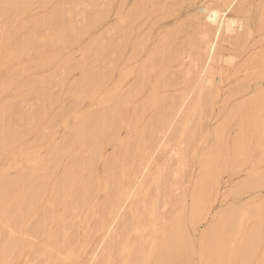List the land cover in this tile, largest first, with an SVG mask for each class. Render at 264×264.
Returning <instances> with one entry per match:
<instances>
[{"label":"bare ground","instance_id":"6f19581e","mask_svg":"<svg viewBox=\"0 0 264 264\" xmlns=\"http://www.w3.org/2000/svg\"><path fill=\"white\" fill-rule=\"evenodd\" d=\"M20 1H21L20 5H23L22 7H24V4L27 5L25 0H20ZM49 1L50 0H48V2ZM249 1L250 0H222L221 5H214V4L211 5L204 3L198 6L195 9V13L197 15L195 21L196 22L195 34L190 35V33H188L189 36H187L188 34H186L187 37L184 36L186 37V39L183 40L184 42L183 41L180 42L183 43L182 46L180 45L182 49L187 47L189 48L186 53L183 52L182 50L175 51V49L174 52L172 49L174 47L171 48V44H169V42H172L170 38L174 34L173 33L168 35L165 34L164 35L165 37L163 39H160L159 37V42L157 43L156 41V44L154 45V49L151 52H147L144 54L143 57L145 59L141 62L139 67H136L137 65L134 62L135 61L134 58L136 56L138 57V55L142 53L140 54H135V53H137L138 49L142 48V46L144 45V42L146 40V37H144V35L147 36V34H143L138 38H136L135 44L132 48L133 50H131L133 51L131 57L128 56L129 59H126L123 62V64L125 65L124 70L121 72L118 80L114 81L113 85L109 88L110 93H109V97L106 98L107 100L106 103L107 102L111 103L109 106L111 108H109L108 106L107 108L105 106V109H103V111H101L98 114L91 111H90L91 113L90 112H88L87 114L85 113L86 115L84 116L88 117L87 118L88 120L81 122V124L78 123L79 125L71 129L68 133L65 134L64 137L62 136V140L60 136L59 141H62L63 143L58 144L57 141L56 142V144H58L57 146L53 147V145L55 144H53L52 146H47L44 149L45 151L43 153L38 151L36 160L32 158L33 157L32 151L31 154L29 153L30 151L27 152V155H29L28 157L30 158L26 161V165H24L26 167L23 168V170H21L22 171L21 173L15 174L16 176L14 178L11 176V179L10 178L7 179V176L6 178H4L0 174V215H3L4 216L3 219L6 218V222H7V223L3 222L6 225L4 226L1 225V227L3 226L2 228L5 229L7 236L5 238V236L2 234L3 238H5L6 240L5 239H3V241L2 239L0 240L3 242L1 243V247H0V264H14L16 262L15 259L19 256L21 251V245H22L21 239H24L23 241L24 250L27 249L28 251L27 255L24 256L25 259L23 258V264H70V262H76L78 264H110L112 262V259L116 255H118L119 258L117 259V261H115L116 263L114 264H150V263L163 264L168 261L169 264H186L185 263L186 260L184 261V258L189 260L188 264H249L251 261H253L254 257L257 255L259 251H261V253H263L264 255V199L261 203H258L257 205L259 206L258 207L256 206L255 208H250L249 206L230 207L227 208L225 211L220 212V214L215 209L214 213L208 215V211L209 209H211L209 208L210 207L209 199L214 200L211 198V196L212 195L217 196L218 194L216 180L214 183L215 186L212 188L211 185L212 174L210 170L212 169V166L213 167L215 166V163H213L217 156L215 154L217 152H220L219 151L220 143L222 142V141L220 142V140L222 139L223 136L224 125L221 127L219 125L220 128L218 129L213 128L214 129L213 131H210V133H206L208 137L210 136L211 142L208 149L206 148L207 150L205 149L204 152L200 151V153L198 154V152L195 149V146H193L192 143L194 139L199 138V136L201 137L200 135L201 133L200 130L202 129L201 117L205 115L208 106H210L212 100L215 99L217 96L218 89L216 87V82L220 83V77L218 78V81L217 79L215 80L214 78L215 71L222 68L221 66L222 64L230 66L232 63V59L236 58V57L231 58V56L229 55H228L229 57L223 58V56L219 54L218 51L222 46V43H227L235 50L239 49L241 51V49H243L244 50L242 52L243 57L244 55L246 56V54L252 50V48L251 49L248 48L247 50L246 47L249 45V44L247 45V43L249 42L248 41L249 37L252 35L250 30V23L252 21L250 19L251 16H249V14H251L252 11L250 12L249 9L247 8L248 10H245L243 12L244 13L243 15H246L247 18L232 16L231 14L232 11H236L235 10L236 7L239 9L243 5L247 4ZM9 2H11L12 6L8 4ZM16 2L17 0H0V5L5 4L6 7L7 4V6L10 9H12L13 7L15 8ZM68 2L74 3V0H69ZM124 2L125 0H123L122 4ZM135 3L136 1H134L133 5H135ZM18 5H17L18 8L21 7L20 5L19 6ZM240 5L242 6L240 7ZM57 6L58 7H52L53 9H51L52 13L50 16L46 15L48 17L45 18L44 17L42 18L40 16L41 17L40 20L38 21V23H36L37 28L38 25H43V24L49 25L50 27V23H52V21H55L58 24V25L55 24L54 26L56 28L58 26L57 29H59L60 31L57 34H55L54 30L56 31V28L55 29L50 28V31L52 30L51 32H53L50 34L53 35H51L50 37L48 36L46 40H43L44 42L43 46L46 45L47 47L49 46L52 49H55L58 44L64 45L69 43L70 45V43H74L78 41V39L81 37V35L84 32V28L79 27L77 24L82 25L87 21L88 18L87 14L83 13V15L77 20L79 22L76 21V23L74 22L72 24L67 22L68 24H70V26L67 27L66 22L64 23L65 19L67 20V17L66 18L64 17L65 12L67 11H64V9L60 8V5ZM26 7L27 6H25L24 9ZM14 8L12 9L14 11L12 10L11 11L15 13ZM134 9L132 10V12L135 11ZM255 10L259 15L258 16L256 14L257 18H255V20L258 19L256 21V27H257L256 29L261 30L264 27V0L261 1V4L258 7H255ZM3 12H1L2 16H3ZM125 14H124V21L122 20L124 24H121L122 27L118 32H120L119 37H121L123 41H125L124 48L126 50L128 44L127 43L128 36L132 29V22H131L132 17L130 18L129 14L126 15ZM167 14L166 16H168ZM12 16H10V18ZM252 17L254 18V16ZM35 19L37 20V18ZM7 22L9 23L10 21L8 20ZM61 22L66 24L65 25L66 27H62L63 25L61 24ZM59 25L61 26L59 27ZM178 27L180 26L178 25ZM33 29L36 28H34L33 26L32 30ZM115 29H117V26L115 27ZM37 30H39V28ZM109 30L105 32L107 33V36H109L108 34H110L111 32V30L110 31ZM136 30L135 31L137 33L138 28H136ZM3 32H8V31H3ZM34 32L36 31L34 30ZM164 33L166 32L164 31ZM192 33H194V31ZM33 34L34 33L32 32L31 37L33 36ZM37 34L40 36V33ZM3 35L4 34H2V37H4ZM27 36H29L28 33ZM5 38H9V37H5ZM4 39L3 41L5 40L8 41L7 39L5 40ZM27 40L29 41L28 38ZM111 40L110 39L106 40V43L104 42L105 45H103L104 43H101L102 41L99 42L103 45L102 47L101 44H95L93 42L91 43L89 42L90 44L88 49L84 48L85 49L84 50L83 49L84 46L80 49H82L84 52L91 53V56L92 55L95 56V54L97 55L98 52L99 54L108 53V56H110L112 54H116L114 52L112 53L111 45L113 43L110 42ZM123 41H121L120 47H122ZM29 43L32 44V42ZM29 43L27 45H29ZM175 43L177 42L175 41ZM13 44H14V40H13ZM2 45H4L3 42ZM172 45L174 46L176 44H172ZM87 46L85 47L87 48ZM177 46L179 47L178 44ZM95 47L98 48H96L95 50ZM17 48L19 47L17 46ZM17 48H16L17 50L16 53L18 54V51H21L22 49L20 48L21 49L20 50ZM100 48L102 49L99 50ZM27 49L28 48H26V50ZM57 49H60V46ZM119 49H117L118 52L123 54V48H119ZM82 50H79L81 51L80 53H82ZM28 54L26 52V55ZM6 55L8 56L7 53ZM86 55L87 53L85 54V56ZM117 55L119 56V53H117ZM15 57L16 56L14 55V60ZM115 58L117 57L115 56ZM115 58L113 59L116 61L117 59ZM8 59L11 58H7L6 61ZM177 60L179 62L176 65V67L174 64L175 68L173 69V71H168L164 75L162 74L158 78L157 76L154 78L148 93L144 94L145 95L144 98L143 96H141L142 98L140 100L142 101H139L140 103L139 102L136 103L138 105L137 107H134L133 113L129 112L131 114L130 116L131 120L129 123H132V125L130 124V127L126 128L123 134L120 128V126L124 123V122L122 123V118L120 125L118 124L119 126H117V123H119L120 120L119 116L121 112L118 110L122 108L121 106L123 105L122 104L123 100L125 99V102L128 101L130 98H133V96H136V94L139 93L142 89L144 90L143 87L146 88L144 84L145 82L149 81L148 74L150 72L149 67L151 65L161 67V69L163 70V68H166L170 64L177 62ZM103 61H106L105 57ZM83 62L81 61V63ZM116 62L118 63L119 61L117 60ZM131 62L134 64L132 65ZM245 62H249V66L250 65L255 66L256 64H259V66L257 65L259 69L258 74L261 80L264 79V49L260 51L258 54H255V52L249 53L245 59ZM112 63L114 62L108 59L105 63L106 67L105 66L101 67V69L103 68L102 70L97 69V71L94 72L92 70L91 72L93 73L82 72L83 73L82 78L81 77L76 78V80L77 79L80 80L78 82L74 81L75 84L78 85L79 83L80 84L83 83V85H85L84 81L86 82L89 79L90 82L93 84L92 86L94 87L103 78H105L106 81L111 79L114 73L112 65H116ZM36 65H38V63H36ZM45 65H47L46 62ZM78 65H80V63ZM241 65H239V67ZM31 66H33L32 63L31 65H29L30 69ZM39 66L42 65L40 64L37 67ZM83 66H84L83 64L82 66H79L81 67L80 69H82V71L84 68ZM86 67L89 68L90 65L88 64L86 65ZM23 72L21 74H23ZM16 74L18 73L16 72ZM8 76H10V74L7 75V78ZM17 76H19V74ZM64 76L65 75H63V77ZM7 78L5 79L6 82H8L7 80H9V78L8 79ZM13 78H11V80ZM53 79H55V81ZM53 79L52 81H54L53 82L54 85L56 83V78ZM35 80H37V78ZM46 80L44 81V83H47ZM50 80L48 79V81ZM166 80H168L169 84L168 82H166ZM5 81L0 82L1 88L3 87L4 85L3 83H5ZM74 82L72 83V85L74 84ZM28 83L33 84L31 80ZM50 83L44 85L49 86ZM101 83L103 82L101 81ZM179 84L181 85L180 86L181 89L178 92L171 93V95L170 93L169 95L168 93H166L168 96L165 94H160V91L162 92L163 90L166 91V89L167 88L169 89L170 86L174 88ZM83 85H79L78 87ZM99 85L101 84L99 83ZM5 86L8 87V83ZM26 86H28V84H26ZM34 86L36 85L34 84ZM55 86L57 87V84H55L54 87ZM58 86H60L59 83ZM38 87L39 86H37V88ZM85 87L86 85L84 86V88ZM260 87L261 85L257 83L255 84L253 90H251L252 93L249 92L250 88L248 86H242L234 92L244 93V95L252 94L253 98L257 99L258 101H262V99L264 98L263 97L264 90L260 89ZM4 88L5 87H3V89ZM39 88L37 91H39ZM95 88L97 89L98 86L94 87L93 89ZM41 89L44 90V94L46 95L49 92V91L47 92L45 86L44 88L41 87ZM83 90L80 89L82 93ZM233 94L234 93H232V95ZM55 95L56 94H54V96ZM45 97L48 99L50 98V100L55 99V97L53 96L50 97L45 96ZM79 97L81 98V96ZM82 98H81V103L84 100ZM22 101L23 103H26L24 102V98ZM33 101L35 100H32V102ZM50 102L53 103L52 101ZM51 103L49 104L52 105ZM98 103L100 104V101ZM3 104L5 103L3 102ZM259 104H261V102ZM11 105L12 107H14L17 104L16 102L14 103L13 101ZM23 105L22 108L25 107V106L23 107ZM62 106L64 105L62 104ZM44 107L45 106H43V108ZM100 107L98 109H95L96 112L97 111L99 112V110L101 109ZM60 108L61 107H59V110L61 111ZM70 108L71 107L67 109ZM132 108H133V104H132ZM6 109L3 108V110L0 111L1 120L2 119L4 120L5 117L9 115ZM62 109L64 110L65 108L62 107ZM146 109H154L156 113L154 112V116L150 121L147 122L145 120L146 123L142 124L139 130V128L136 127V124L140 123V120L143 119V117L141 115V112L138 114L136 111L138 112L143 111L145 114ZM41 110L44 111V109ZM29 111L27 112L29 113ZM38 112L40 114L39 110ZM21 113L23 115V112ZM41 113L44 114L45 111ZM17 114L19 115L20 113ZM63 114H65V112L62 113V115ZM150 115L152 116V114ZM54 116L55 115H53V117ZM139 116H140V120H139ZM250 116L252 117L251 113ZM23 117L24 116H22V118ZM40 117L42 118L43 115L41 114ZM60 117L63 120L62 118L63 116ZM17 118L19 117L17 116ZM229 118H230V114L228 115L224 113L222 120L225 121ZM249 118H247L249 121L247 120L246 121L250 126L249 128L250 131L249 130L247 131L248 134L244 137L243 142H241L242 139L241 133H243L244 129L246 128L245 126L247 125L246 122L245 125L243 124V126H245L243 127V129L241 128L242 125L239 128L240 131L238 132L241 133H237V135L233 139V144L236 146V150L242 149L244 155L248 153L249 151L248 145L253 139L255 141L257 140V138L258 141L261 140V136H262L261 131L263 130V126H264L262 122L260 123H257V121L251 122ZM256 118H258V116ZM256 118L254 120H256ZM29 119L30 118L26 120ZM31 119L34 120L33 118ZM6 120L7 119H5V121ZM52 121L48 122V126L49 123L52 124ZM205 121L207 122V120ZM4 122L2 121L3 124ZM35 122L37 121L35 120ZM3 124L0 125L1 128H4ZM205 124L203 127H207L205 131L208 132L207 131L208 126H206ZM17 125L19 124L17 123ZM104 125L105 128L103 127ZM212 127L214 126L212 125ZM41 130L43 129L41 128ZM18 132L19 131H17L16 133L19 134ZM25 134L26 133H23V135ZM20 136L18 137L20 138ZM16 137L17 136H15V138ZM19 138L13 141L16 142ZM2 141L0 140L1 143ZM4 141H6V139H4ZM9 141H6L5 143L6 144L7 142L10 143L11 141L10 142ZM14 142L13 143L11 142V144L14 145L15 144ZM68 143H71L72 145L76 144L74 147H78L77 149L78 153L76 152V154L70 155V159L68 158L66 162H63V152L65 150H68L70 147L66 148L62 146ZM13 145H11V147ZM27 145L29 146V144ZM46 145L47 144H45V146ZM43 146L44 145H42V148ZM198 149L200 148H197V150ZM30 150L32 149L30 148ZM1 151L4 150L0 149V153H3ZM231 151L233 153L235 152L233 150ZM13 157L14 156H12L11 158L13 159ZM190 157L194 159V164L196 166L195 169L196 175L188 191L189 194L188 193L186 194L185 193L186 188L184 187V184L186 182L184 183L183 181L184 172H185L184 168L185 167L187 168V163ZM5 159L9 160L8 158ZM75 159L77 160V162H74ZM38 163L39 165H37ZM10 165L11 164H9L8 166ZM13 165L15 164L13 163ZM7 169H6V173H7ZM2 171L5 170H1V173ZM260 172H262V170ZM187 177H189V174ZM20 179L21 180L24 179V185L21 184L22 188L20 189L19 192L21 198L20 199L17 198L18 200H16L12 204L13 206L11 207L6 206L8 202L3 205L2 197L5 198L10 196L12 192L10 190L16 186V185L14 186V184L17 181H20ZM241 182H243L241 183V185L240 184L236 185L237 192H241L240 189L246 190L250 187L253 189H257L260 186L262 187L263 186L262 182L264 181L261 177L256 178L254 180H251L250 177H247ZM14 194L13 196L18 195V193L15 195ZM214 196L212 197L214 198ZM204 197H207L208 199V201L207 199H205L206 206L205 205L203 206ZM9 200L11 201L13 199H9ZM23 217H24L23 221H25L26 225H24V233L21 235L20 221L23 219ZM202 222H206V224L209 225H206L207 227L205 230L200 231V227L202 226L200 224ZM80 231H82L83 233ZM260 258H262V256H260ZM260 260L262 261V259Z\"/></svg>","mask_w":264,"mask_h":264},{"label":"rangeland","instance_id":"374dc122","mask_svg":"<svg viewBox=\"0 0 264 264\" xmlns=\"http://www.w3.org/2000/svg\"><path fill=\"white\" fill-rule=\"evenodd\" d=\"M25 1H26L27 5L24 4V7L25 6H27V7L24 9V7H22L23 5H20L21 1L17 0V2L15 4V8L13 7L15 9V13L12 12V11H14V10H12L13 8L10 9L7 6V4H6L7 8L5 7V4L0 5V16H1L0 17V32L2 34H4L3 35L4 37H2V34L0 33L1 34L0 35V42H1L0 43V63H1L0 64V82H4L5 79L7 78V75H9V74H10V76L12 75L11 77L8 76V78H9V80H7L8 82L5 81V83H3L4 84L3 87H5L6 89L5 88L3 89V87L2 88L0 87L1 88V90H0V93H1L0 94V111L3 110V108L4 109L8 108L6 110L9 113V115H8L9 117L8 116L5 117V119H7L6 121H5V119L4 120L0 119V125L3 124L2 121L6 122V123L4 122V124H3L4 128H1V126H0V128H1L0 129V140L2 141V139H3V141H4V139H6V141L10 140L13 143L14 142L13 140H16L17 138H19L18 136L21 135L20 138L18 139L19 141L17 140L16 142H14L15 143L14 145L11 144L10 141H9L10 143L7 142V144L5 143L6 141H4V142L2 141V143L0 142V149L4 150V151H1L3 153H0V169L1 170H5V171H2V173H1V170H0V174L4 178H6V176H7V179L8 178L11 179V176L14 178L16 176L15 174L21 173L22 172L21 170H23V168L26 167L24 165H26V161L30 158V157H28L29 155H27V152L30 151L29 153L31 154V151H32V155H33L32 158H34L36 160V156H37L38 151L43 153L45 151L44 149L47 146H52L53 144H55V145H53V147H55L59 143H63L62 141H59L60 138L62 140V136L64 137L66 133H68L75 126L79 125L78 123L81 124V122H84L85 120H88L87 119L88 117L84 116L88 112L91 111V112H95L96 114H98L101 111H103V109H105V106L106 107L110 106L111 103H108V102L106 103V101H107L106 98L109 97V93H110L109 92V88L113 85L114 81L118 80V78L120 77L121 72L124 70L125 65L123 64V62H124V60L129 59L128 56L131 57V55L133 53V51H131V50H133L132 48H133V46L135 44L136 38H138L139 36H141L143 34H147V36L144 35V37H146L144 45L142 46V48L138 49L137 53H135V54L142 53V54L138 55V57L136 56L134 58L135 61L133 60L136 63V65H137L136 67H139L141 62L145 59L143 57L144 54L147 53V52H151L154 49V45L156 44V41H157V43L159 42V37H160V39H163L165 37L164 36L165 34H167V35L168 34H172V33L174 34L171 37L172 39L170 38V40H172V42H169V44H171V48L174 47V48H172L173 51H174V49H175V51H177V50L181 51L182 50L183 52L186 53L189 48L187 47V48H183L182 49L181 46L183 45V43H180V42H182L183 40L186 39L187 36H189L188 33H190V35L195 34V27H196V22L195 21H196V18H197V15L195 13V9L198 6H200V5L204 4V3L211 4V5H213V4L214 5H221L222 4V0H216V1L215 0H125V2L123 4H122L123 0H105V1H103V0H82V1L78 0L79 2L77 0H74V3L73 2H68L69 0H50L49 2H48V0H25ZM87 1H89V2H87ZM134 1H136V3H135L136 6L133 5ZM251 1L252 0H250L247 4H245L243 6L240 5V7L241 6L242 7L239 8V9L236 7L235 10L237 12L236 11H232L231 14H232V16H238V17H244V18L246 17L247 18L246 15H243L244 14L243 12L245 10H248V9H249L250 12L252 11V13L249 14V16H251L250 19L252 21V22L250 21L251 22L250 23V30H251V34L252 35L249 37V40H248L249 42L247 43V45L249 44L248 45L249 47L248 46H246V47H247V50H248V48H250V49L252 48V50L249 53L255 52V54H258L260 51H262L264 49L263 48L264 47V27L261 30L256 29L257 28L256 27V21L258 19L255 20V18H257L256 17L257 12L255 10V7H258L261 4V1H263V0H253L252 2ZM142 2H143V4H142ZM70 3H72V4H70ZM8 4L10 6H12L11 2H9ZM18 4L21 7L18 8L17 7ZM57 5H60V8L64 9V11H67L69 13L68 14L67 12H65V15H64L65 18L67 17V20L65 19V21H64V23L66 22L67 27L70 26V24H68V23H71V24L74 23V22L76 23V21L83 15V13H86L88 18H87V21L85 23H83L82 25L77 24L79 27L84 28V32H83L84 35L82 34L81 37L78 39V41H76L74 43H70V45H69V43L64 44V45L63 44L62 45L58 44L55 49H52L49 46L48 47L46 45L43 46V44H44L43 40H46L48 38V36L50 37L51 35H53V34H50V33H53V32H51L52 30L50 31V28L51 29H55L56 27L54 25L57 24V23L55 21H52V23H50V27H49V25H46V24H43L44 26L43 25H38L39 30H37L38 28L36 26L37 25L36 23H38V21L40 20L41 17L45 18V17L50 16L51 13H52L51 9H53L52 7H58ZM99 5H100V7H99ZM40 7L43 8V9H41ZM2 8H3L4 12L2 11ZM67 8H69V9H67ZM142 8H143V10H142ZM133 9L135 11L132 12ZM9 10H10V12H9ZM1 12H3V16L1 14ZM21 13H23V14H21ZM125 13L129 14L130 18L132 17L131 18V20H132L131 21L132 22V29H131V32L129 33V36H128V41H127L128 44L126 43L127 44L126 50L124 48V42L125 41H123V39L121 37H119L120 36V32H118L120 30V28L122 27L121 24H124L123 21H124V14ZM12 14H13V16H12ZM166 14L168 16H166ZM46 15H48V16H46ZM10 16H12V17L10 18ZM252 16H254V18ZM101 17H102V19H101ZM35 18H37V20ZM8 20L10 21L9 23L7 22ZM25 22H26V24H25ZM77 22H79V21H77ZM98 22H100V23H98ZM64 23L61 22V24L63 25L62 27H66L65 26L66 24H64ZM31 24L36 29L32 30L33 26ZM178 25L180 27H178ZM31 26H32V28H31ZM42 26H43L44 30H43ZM60 26L61 25H59V27ZM109 26H110V28H109ZM116 26H117V29H115ZM138 26H140V27H138ZM111 27L114 28V29H112ZM57 28H58V26H57ZM57 28H56V31L58 30L57 32L54 30L55 34H57L60 31ZM136 28H138V32L137 33H136V31H137ZM109 29L110 30L112 29L111 30L112 33L110 32V34H108L109 36H107V33H105V32L107 30H109ZM34 30L36 32H34ZM3 31H8V32H3ZM30 31H31V33H30ZM164 31L166 33H164ZM193 31H194V33H192ZM32 32L34 34L31 37ZM162 32H163V35H162ZM27 33L29 34V36H27ZM37 33H40L41 37ZM261 33H263V34H261ZM41 34H43V35H41ZM160 34H161V36H160ZM186 34H188V35L186 36ZM43 36H44V38H43ZM184 36H186V37H184ZM5 37H9V38H5ZM104 37H105V39H104ZM4 38L7 39L8 41H6ZM27 38L29 39V41L27 40ZM92 38H94V39H92ZM119 38H120V41H119ZM3 39L5 41H3ZM108 39H110V40L112 39L110 41V42L113 43V44L111 43L112 44L111 45L112 53L114 52L116 54H112V55L108 56V53L107 54L106 53H102V54L100 53L99 54V52H98L97 55L95 54V56L94 55L91 56V53L84 52L82 49H80L83 46H84L83 49L84 48L88 49L89 44L91 42H93L95 44H101V43H104V42L106 43V40H108ZM13 40H14V44H13ZM223 40H224V38H223ZM15 41H17V42H15ZM121 41H123L122 47H120L121 46L120 45ZM175 41L177 43H175ZM2 42H3L4 45L5 44L6 45L5 46L2 45ZM8 42H10V43H8ZM29 42H32V44L29 43ZM99 42H101V43H99ZM256 42H257V45H256ZM28 43H29V45H27ZM105 43L103 45H105ZM12 44H13V46H12ZM172 44H176V45L173 46ZM177 44L179 45V47L177 46ZM103 45L101 44V47ZM17 46L19 48H17ZM39 46H41V47H39ZM59 46H60V49H57ZM85 46H87V48ZM117 46H118V48H117ZM175 46H177V47H175ZM4 47H6V48H4ZM37 47H39V48H37ZM16 48L17 49L21 48L24 51L25 56H24V53H23V51L21 49L20 50L22 52L18 51V54H17L16 53L17 52ZM26 48H28V49L26 50ZM96 48H98V47H95V50H96ZM119 48H123V54L118 52L117 49H119ZM260 48L261 49L263 48V49L261 50ZM2 49H4V50H2ZM101 49L102 48H100L99 50H101ZM79 50H82L83 54L80 53L81 51H79ZM93 50H94V48H93ZM156 50H157V48H156ZM119 51H120V49H119ZM243 51H244L243 49H241V51L239 49L235 50L233 47L229 46L227 43H222V46L220 47V49L218 51L219 54L221 56H223V58L224 57H229V56H231V58H234V57H236V58L232 59V63H231L230 66L222 64L221 65L222 68H220L219 70L215 71V74H214L215 80L217 79V81H218V78L220 77V83L216 82V87L218 89L217 90V96H216L215 99L212 100V103L210 104V106H208V109H207L206 113L207 114L209 113V114L207 115L205 113V115H203L204 117L203 116L201 117V125H202L201 127H202V129L204 128L203 130L202 129L200 130L201 137L199 136V138L194 139V141L192 142L193 146H195V149L198 152V154L200 153V151L204 152L206 148L208 149V147L210 145V142H211L210 136L208 137L206 135V133H210V131H213L214 130L213 128L218 129L221 126L224 125L223 126V128H224L223 136H222V139L220 140V142L222 141L220 143V150H219L220 152H217L215 154V155H217L216 159L213 162V163H215V166L214 167L212 166V169L210 170L211 174H212L211 185H212V188H213L215 186L214 183H215V180H216L218 194H217V196L212 195V196H214V198L211 196V198L214 199V200H210L209 199V201H210V207L209 208H211L213 211L211 209H209L208 215H211L212 213H214L215 209L220 214V212H223L227 208H230V207H248L249 206L250 208H255L256 206L258 207L259 205H257V204L261 203L263 201V199H264V182H262L263 186L262 187L260 186L257 189H253V188L250 187V188H248L246 190L245 189L244 190L240 189L241 192H237L236 191V185L237 184L241 185V183H243L241 181L246 179L247 177H250L251 180H254L256 178H260L261 177L263 179V181H264V171H263L264 170V126H263V130L261 131L262 136L260 134L261 140L258 141V138H257V140L255 141L253 139L248 145L249 151H248V153L246 155L243 154L244 152H243L242 149H237L236 150V146L233 144L234 137L237 135V133H241V132H238V131H240L239 128L241 127V125H242V127H241L242 129H243V127L246 126V128L244 129V132L241 133L242 134L241 142H243L244 137L248 134L247 131L249 130L250 126H249V124L247 122V121H249L247 118H249L250 113L252 115V117L250 116V118H249L251 122L257 121V123L262 122L264 124V98L262 99V101H258L257 99L253 98L252 94H249V95L245 94L244 95V93H236V92H234V91H236L238 88H240L242 86H248L250 88L249 92L252 93L251 90H253L255 84H257V83L261 85L260 89L264 90V79L261 80L260 77H259V74H258L259 73V69H258L259 64H256L255 66H251V65L249 66V62H245V59H246V57L248 56L249 53H247L246 56L244 55V57H243V54H242ZM26 52H27V54L29 52L30 53L28 55H26ZM6 53L8 54V56L6 55ZM73 53H74V55H73ZM84 53L85 54L87 53L88 56L87 55L85 56ZM117 53H119V56L117 55ZM45 54H46V56H45ZM70 54H72V55H70ZM104 54L107 55V56H105ZM2 55H3V57H2ZM14 55L16 56L15 60H14ZM111 56H113V57H111ZM115 56L117 58H115ZM96 57H99V58H96ZM104 57H105L106 61L108 59H110V60H112V62H114L112 64H116V65H112L114 73H113V77L111 79L107 80L108 82L105 80V78L101 79V81L103 83H101V81H100L99 83L101 85H99V83H97V85L94 86V87L98 86L97 89L96 88L93 89L94 88L92 86L93 84L90 82L89 79L86 82L84 81V83H85L87 88L86 87L84 88L85 85H83V83H81V84L79 83L78 85L75 84L74 81L78 82L80 80V79L76 80V78H80V77L82 78V74L83 73H89V72L93 73L94 71H97V69L98 70H102L103 68L101 69V67H104L105 63H106V61H103ZM107 57H109V58H107ZM118 57H119V59H118ZM7 58H11V59H8L6 61ZM113 58L117 59L119 62L117 63L116 62L117 60L115 61ZM47 59H49V60H47ZM81 61L82 62L84 61V62L81 63ZM4 62H5V64H4ZM39 62H40V64L42 66L37 67L38 65H40ZM45 62H46L47 65H45ZM85 62H87V63H85ZM178 62L179 61L177 60V62H174V63L170 64L166 68H163V70L161 69V67H158V66H155V65H151L149 67L150 68L149 69L150 72L148 74L149 81L145 82L144 85L146 86V88L143 87L144 88V90L142 89L143 92L141 90L139 92L140 94L137 93L136 96H133V98H130L126 102H125V99L123 100V103H122L123 105L121 106L122 108L120 110H118V111H121L120 112V116L121 117L119 116L120 120L118 119L119 123H117V126H119L120 122H121V118H122V123L123 122L124 123L120 126V128H121V132L123 134H124V130L126 128L130 127V124L132 125V123H129L130 120H131V118H130L131 114L130 113L131 112L133 113L134 107H137L138 104H136V103L139 102V101H142V100H140L142 98L141 96H143V98H144L145 97L144 94L148 93V91L150 90L151 83L154 80V78L156 76L158 78L160 75H162V74L164 75L168 71H173V69L176 67ZM31 63H32L33 66H31V69H30L29 65H31ZM36 63H38V65H36ZM77 63L78 64L80 63V65H78ZM90 63H92L93 65L90 64ZM241 63H242L243 66L241 65ZM82 64L84 65L83 66L84 67L83 71H82V69H80L81 67H79V66H82ZM88 64L90 65L89 68H87L88 66L86 67V65H88ZM131 64L133 65L134 63L131 62ZM174 64H175V67H174ZM73 65H74V67H73ZM239 65H241V66L239 67ZM21 66H22V68H21ZM34 66H36V67H34ZM99 67H100V69H99ZM156 67H157V69H156ZM25 68H27V69H25ZM94 69H96V70H94ZM169 69H171V70H169ZM22 70L25 71V72H23ZM92 70H93V72H91ZM16 72L19 74V76H17L18 74H16ZM22 72H23V74H21ZM234 72H235V74H234ZM51 73H53V74H51ZM54 73H55V76H54ZM63 75H65V76L63 77ZM13 76H14L15 79L13 78ZM50 77H52V78H50ZM11 78H13V79L11 80ZM36 78H37V80H35ZM53 78H56V83L55 84H57V87L56 86L54 87L55 84L53 85V82L55 81V79H53ZM44 79L45 80L47 79L46 80L47 83H44V81H45ZM48 79L49 80L51 79V80L48 81ZM52 79L54 81H52ZM28 80L29 81L31 80V82L33 84L28 83L29 82ZM57 80H58V82H57ZM250 81H251V83H250ZM41 82H43V83H41ZM61 82H62L63 85L61 84ZM73 82H74V84L72 85ZM166 82H168V80H166ZM7 83H8V87L5 86ZM48 83H50L49 86L48 85H44V84H48ZM58 83H59L60 86H58ZM26 84H28V86H26ZM34 84L36 86H34ZM168 84H169V82H168ZM22 85H23V87H22ZM79 85H83V86L78 87ZM37 86L40 87V88L38 87L39 91H37L38 90ZM44 86H45L47 92L49 91L48 92L49 94L47 93V95L44 94V90L41 89V87L44 88ZM180 86H181L180 84L175 86L174 88H172L170 86L171 88L170 87H169V89L167 88L166 91L165 90H163V92L160 91V94L167 95L166 93H168V95H169V93H170V95H171V93L178 92L181 89ZM31 87H33V88H31ZM61 87H63V88H61ZM76 88H78V89H76ZM79 88L81 90H83V88H84L83 93L86 94V95H84L80 91ZM14 89H15L16 93H15ZM57 89H58V91H57ZM74 89H75V91H74ZM85 89H87V90H85ZM91 89H93L94 91L91 90ZM19 90H21V91H19ZM13 91H14V93H13ZM32 91H33V94H32ZM78 91L80 93H82V94H80ZM90 91H93V92H90ZM57 92H58V94H57ZM232 93H234V94L236 93V94L232 95ZM54 94H56V95L54 96ZM44 95L48 96V97L53 96V97H55V99H57L58 97L59 98L57 100H55V99L50 100V98L48 99ZM57 95H58V97H57ZM79 96H81V98L83 97L82 99H84L82 103H81V98ZM28 97H30L31 100ZM40 97H41V99H40ZM84 97H86V98H84ZM227 97H228V99H227ZM23 98H24V102H26V103H23V101H22ZM37 98H39L40 100L37 99ZM28 99H29V102H28ZM36 99H37V101H36ZM99 99H101V100H99ZM32 100H35V101H33L34 103L32 102ZM54 100H55V102H54ZM13 101H14V103L16 102V104H17L16 106L13 105L14 107H12V105H11L13 103ZM50 101H52L54 104L51 103ZM99 101H100V104L98 103ZM102 101H103V104H106V105H103ZM3 102L5 104H3ZM48 102L51 103L52 105H50ZM255 102H257V103H255ZM260 102L262 104V107H261V104H259ZM8 103L10 104L11 108H10ZM29 103H32V104H29ZM62 104L64 106H62ZM65 104H66V107H65ZM132 104H133V108H132ZM22 105H23V107L24 106L25 107L27 106V107L26 108L25 107L22 108ZM32 105H34V106H32ZM43 106H45V107L43 108ZM100 106H103L104 108L100 107ZM59 107H61L60 108L61 111L59 110ZM62 107H64L66 110L65 109L63 110ZM69 107H71V108L67 109ZM99 107L102 110L100 109L99 112L98 111L96 112L95 109H98ZM32 108H33V110H32ZM109 108H111V107H109ZM125 108L127 109V112H126ZM41 109H44V111H45L44 114L41 113V112H44ZM9 110L10 111L12 110V111L10 112ZM20 110H21V112H23V115L20 112ZM38 110L40 111V114H39ZM27 111H29V113ZM58 111H59V113H58ZM64 112H65V114L62 115V113H64ZM136 112L138 114L141 112V115L143 117V119H141L142 120L141 121L140 120V116H139L140 123L136 124V127L139 128V130H140L142 124L146 123V121L147 122L150 121L152 119V117L154 116V112L156 113V111H154V109H146L145 114H144L143 111H139V112L136 111ZM17 113H20V114L18 115ZM125 113H126V115H125ZM224 113H226L228 115L230 114V118L225 120L226 122L222 120V117L224 116ZM41 114L43 115L42 118L40 117ZM58 114H59V116H58ZM116 114H117V111H116ZM150 114H152V116ZM30 115H32V116H30ZM53 115H55L56 117L55 116L53 117ZM254 115H255V117H254ZM17 116L19 118L20 117L21 118L19 119V118H17ZM22 116H24L23 118H25V119H23ZM60 116H63L62 117L63 120L61 119ZM206 116L209 118V121H208V118ZM257 116H258V118H256ZM27 117L30 118V119L33 118L34 120H32V119L30 120L29 119L30 120V122H29V120H26V119H28ZM255 118H256V120H254ZM22 119H23V121H26V122H23ZM57 119H58V122H57ZM212 119L213 120L216 119V120L213 121ZM35 120L37 122H35ZM40 120H42V121H40ZM205 120H207V122ZM51 121H52V124L49 123V126H48V122H51ZM54 121L57 122V123H55ZM61 121H63V122H61ZM240 121H242V122H240ZM14 122H15V124H14ZM245 122H246L247 125H245ZM17 123L19 125H17ZM54 124H55V126H54ZM204 124L206 126H208V129H207L208 132L205 131V129L207 127H203ZM243 124L245 126H243ZM10 125H11V127H10ZM105 125L103 126L104 128H105ZM212 125L214 127H212ZM219 125H220V127H219ZM17 128H18V130H17ZM41 128L43 130H41ZM45 129H46V132H45ZM17 131H19L18 132L19 134L16 133ZM203 131H205V132H203ZM63 132H64V134H63ZM23 133H26V134L23 135ZM39 133H40L41 136L39 135ZM241 134H239V135H241ZM15 136H17V137L15 138ZM40 137L43 138V139H41ZM12 138H14V139H12ZM63 139H65V138H63ZM33 140H35V141H33ZM49 141H50V143H49ZM57 141H58V144H56ZM34 142H36V143H34ZM253 142H254L255 145L253 144ZM27 144H29V146ZM45 144H47V145L45 146ZM11 145H13V146L11 147ZM42 145H44L43 148H42ZM75 145L76 144L72 145L71 143H68V144H65V145L62 146V147H66V148L70 147L68 150H65L63 152V162H66L68 160V158L70 159V155L76 154V152L78 153V151H77L78 147H74ZM232 146H233V148H232ZM2 147H3V149H2ZM18 148H20V149H18ZM30 148L32 150H30ZM197 148H200V149L197 150ZM234 148H235V150H234ZM107 149H108V147H107ZM231 150H233L235 152L233 153ZM240 152H241V154H240ZM232 153H233V156H232ZM12 156H14L13 159L11 158ZM5 158H8L9 160H6ZM195 159H196V157H195ZM19 160H21L22 162L19 161ZM74 162H77V160L75 159ZM13 163L15 165H13ZM9 164H11L12 166L11 165L8 166ZM37 165H39V163ZM21 167H22V169H21ZM17 168L18 169L20 168L19 171H18ZM185 168H184V171L186 173L184 172L183 181H184V183L186 182L184 184V187L186 188L185 193L187 194L189 189H190V187H191V185H192V181H193V179L195 178V175H196V173H195L196 172V170H195L196 166L194 164V159H192L190 157L189 161L187 163V168L186 169ZM6 169H7V173H6ZM11 169H12V171H11ZM189 170H190V172H189ZM261 170H262V172H260ZM188 174H189V177H187ZM16 183L14 184V186L15 185L16 186L13 187L10 190V191H12L11 192L12 195L10 194V196L5 197V198L2 197V204L4 205V204H6L8 202L6 204L7 207L13 206L12 204L16 200L21 198V195L19 194V192H20V189L22 188L21 184L24 185V179L23 180L20 179V181H17ZM19 184H20V187H19ZM257 191H259V192H257ZM14 193L15 194L18 193V195L13 196ZM239 197H240V199H239ZM260 198H262V199H260ZM9 199H13V200L10 201ZM205 199H207V197L203 198V201H204L203 202V206L205 205V201H206ZM258 199L261 200V201H259ZM207 201H208V199H207ZM220 202H222L223 204L220 203ZM236 202L238 203V206H237ZM235 203H236V205H235ZM228 204L231 205V206H229ZM243 205H246V206H243ZM223 208H224V210H223ZM0 216H1V218H0V227H1V225H3V226L6 225L5 223H7V222H6V218L3 219V217H4L3 215H0ZM23 220H24V217L21 220L22 223L20 221L21 235L24 233V225H26L25 221H23ZM209 221H210V219H209ZM3 222H5V223H3ZM200 225H202L200 227V231H203V230L206 229V227H207L206 225H209V224H206V222H202ZM2 227L0 229V232H1L0 233V235H1L0 236L1 237L0 240L2 239V241H3V239L6 238L7 233H6L5 229L2 228ZM80 232H82V231H80ZM2 234L5 236V238H3ZM2 241H0V247H1V243H3ZM23 241H24V239H21V244H22L21 245V251L22 252L20 251L19 256L15 259L16 262L15 263L13 262L14 264H23V258L25 259L24 256H26L27 253H28L27 249L24 250V242ZM204 242H205V240H204ZM260 253H261V251H259L257 253V255L254 257L253 261H251L249 264H254V263L255 264H264V255H263V253H261V254ZM260 256H262V258H260ZM21 258H22V260H21ZM118 258H119L118 255H116L112 259V262L110 264L116 263L115 261H117ZM260 259H262V261ZM184 261H185L186 264L189 263V260H187L186 258H184ZM168 262L163 263V264H169ZM70 264H78V263L70 262ZM150 264H152V263H150Z\"/></svg>","mask_w":264,"mask_h":264}]
</instances>
